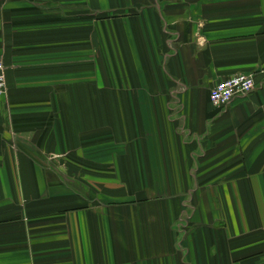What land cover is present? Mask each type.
Returning a JSON list of instances; mask_svg holds the SVG:
<instances>
[{
	"label": "crops",
	"instance_id": "obj_1",
	"mask_svg": "<svg viewBox=\"0 0 264 264\" xmlns=\"http://www.w3.org/2000/svg\"><path fill=\"white\" fill-rule=\"evenodd\" d=\"M0 57V264H264V0H0Z\"/></svg>",
	"mask_w": 264,
	"mask_h": 264
},
{
	"label": "built area",
	"instance_id": "obj_2",
	"mask_svg": "<svg viewBox=\"0 0 264 264\" xmlns=\"http://www.w3.org/2000/svg\"><path fill=\"white\" fill-rule=\"evenodd\" d=\"M0 57V98L6 94V67ZM254 76L247 73H237L221 81L216 82L210 90V101L218 108H225L238 96H247L255 88Z\"/></svg>",
	"mask_w": 264,
	"mask_h": 264
}]
</instances>
